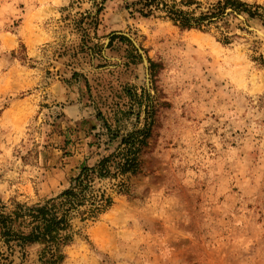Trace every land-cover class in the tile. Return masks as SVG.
I'll use <instances>...</instances> for the list:
<instances>
[{"label": "rangeland", "instance_id": "374dc122", "mask_svg": "<svg viewBox=\"0 0 264 264\" xmlns=\"http://www.w3.org/2000/svg\"><path fill=\"white\" fill-rule=\"evenodd\" d=\"M140 1L0 0V201L93 170L61 264H264V0H173L190 29Z\"/></svg>", "mask_w": 264, "mask_h": 264}, {"label": "trees", "instance_id": "16d2710c", "mask_svg": "<svg viewBox=\"0 0 264 264\" xmlns=\"http://www.w3.org/2000/svg\"><path fill=\"white\" fill-rule=\"evenodd\" d=\"M168 4L166 0H141L138 10L142 16L149 15L152 11L163 10L167 17L180 28H196L205 18L191 19L183 12L174 8V1ZM223 9L245 13L252 17L257 12L248 10V5L239 0H223L218 3ZM259 7L257 6L256 9ZM147 11V13H145ZM222 13V12H221ZM215 16V14L213 15ZM131 137H128L130 139ZM122 139L125 144V154H121V161L115 162L113 168L118 174L134 169V154L137 147L135 139ZM137 140V138H136ZM139 142V140H137ZM142 139H140V142ZM107 158L99 162L98 176L108 174L105 166ZM102 171H104L102 173ZM107 171V172H106ZM75 179V186L63 191L59 196L50 198L42 203L24 204L9 200L6 203L0 201V264H28L29 251L35 248L37 259L34 264H61L64 258L62 249L70 240L69 231L71 223L69 214L82 211L84 200L89 199L88 189L89 173L93 170L83 169ZM110 199L104 195L94 196L89 199L88 213L95 214L102 206H108Z\"/></svg>", "mask_w": 264, "mask_h": 264}, {"label": "bare ground", "instance_id": "6f19581e", "mask_svg": "<svg viewBox=\"0 0 264 264\" xmlns=\"http://www.w3.org/2000/svg\"><path fill=\"white\" fill-rule=\"evenodd\" d=\"M195 42V41H194Z\"/></svg>", "mask_w": 264, "mask_h": 264}]
</instances>
